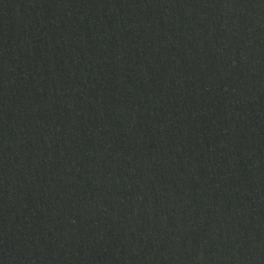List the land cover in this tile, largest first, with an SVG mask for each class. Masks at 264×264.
Wrapping results in <instances>:
<instances>
[{
    "label": "water",
    "instance_id": "1",
    "mask_svg": "<svg viewBox=\"0 0 264 264\" xmlns=\"http://www.w3.org/2000/svg\"><path fill=\"white\" fill-rule=\"evenodd\" d=\"M0 264H264V0H0Z\"/></svg>",
    "mask_w": 264,
    "mask_h": 264
}]
</instances>
